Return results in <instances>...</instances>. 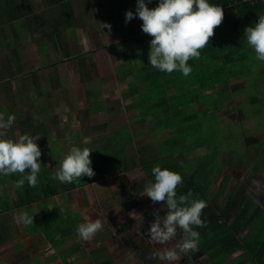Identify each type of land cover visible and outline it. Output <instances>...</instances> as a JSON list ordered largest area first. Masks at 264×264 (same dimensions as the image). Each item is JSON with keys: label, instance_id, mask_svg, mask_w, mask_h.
<instances>
[{"label": "rangeland", "instance_id": "rangeland-1", "mask_svg": "<svg viewBox=\"0 0 264 264\" xmlns=\"http://www.w3.org/2000/svg\"><path fill=\"white\" fill-rule=\"evenodd\" d=\"M125 1L126 0H113L111 4V16L117 18V21L114 18L112 19V24L121 26L122 31L124 32L116 35H107L106 37L109 38V40L107 41L108 46L107 48H104L106 50L97 51L96 53L98 54V56H94L93 52L81 51L78 53L76 51L75 53H77L78 55V60L68 59L67 57H61V59H58L59 52H57L56 50L49 51L50 48L45 49V46L43 49H41L42 46L40 41V49L36 51V53L39 57L48 55V52L55 55V62H53L55 63V66L54 68H52L53 75L55 76L53 77L59 78L60 76V79H57V82L60 81V86H62V88H59V85H57L56 82L54 86L53 84L48 85L46 82L47 85H45L44 88L43 86H41L40 89H44L43 92L50 90L47 95L49 99H39L35 94L38 93V90L36 92L28 91L25 86H22V83L19 82L18 79H15L11 83H6V85L9 87L8 89H10L11 92L8 96L6 95L0 97V114H3L5 121L7 120L9 115H14L15 122L12 125L11 129L4 131L3 135L0 136V138L16 139L19 135L23 134H29L33 137L39 136L40 139L37 140L36 143L40 146L42 151V155L39 158V162L42 164L41 168L43 167V164L52 165L54 164V162L61 164L64 157L74 146L80 147L81 149L88 148L91 151V167L93 168L95 175L92 177H81L74 180L72 183L76 184L77 186L84 185L93 177L99 176L100 172L104 170H107V176H110L111 178H115L117 176L118 182L121 180L127 181L131 178L130 176L132 175L134 185H140L142 191L140 192V189L137 190L140 192L139 198L142 200L136 201V203H140V207L135 211L140 214L141 210L142 215H144L145 217L144 220L149 221L150 224L155 219L154 211L159 210V215L161 216H164L167 211L166 205H163L162 203L153 204L150 198L144 196L145 185L149 182H154V177L151 175L153 173L152 169L156 166H167L166 168L172 171L176 168H179L182 173L187 171L186 174L190 175L191 173L197 172L200 169L198 158L203 161L202 164L207 163L211 169V174L208 173L206 175V177H212H209L210 186L207 191V196L210 199L218 195V199L221 203L224 204L225 202H227L236 186L238 184H244L246 185L248 197L252 200L256 207L254 213L255 216L257 210L264 211V61H259L256 58V55L254 56L255 59L253 58L251 64L252 69L250 72L252 73V75L248 77H241L240 79L231 78L230 80H228L230 86V92H228L230 93L229 99L227 101L224 100V102L222 103L219 102L218 104H216V107L212 103V100L214 101L215 99H217L216 96L227 94V92L221 91V88L217 91H208V87L204 85L206 81H204L203 85H200L199 83L201 80L197 79V73L200 71L198 67H195V71L191 68L192 71L188 76L184 75L185 79L190 78L192 79V82L196 81V84L197 82H199L197 84V88L191 90L190 92L193 95H197L198 92H201V90H203V93H205L203 99L207 100L205 103L196 101L195 103L189 105L188 113H190L189 116L193 124L192 126L195 128L200 127L203 121L206 123V125L209 123V125L207 126V131L208 128L213 127V136H215V138L211 140L209 138V141L205 142L207 144L198 141L191 143L187 142V144H192L194 152L183 156L180 144L182 143L181 141H183L184 138H187L186 131H189L192 128L185 124L184 126L180 125V128H178V130H175L176 127H173L172 129L167 128L166 130L164 129V124L151 123V121L153 120L152 114H149L148 116L145 115L147 116L145 123L148 125V130L155 140V142L152 143H155L156 148L154 147V145L153 147L155 148V150H157V153L155 152V155L150 158L151 163H155L151 164V166L149 167L141 168L133 165L134 163H132V161L131 163L129 162V165H131L132 167L130 168L126 165V167L128 168L126 172H128L130 176H126V172H121L124 170L117 169V162L119 160V157H121L122 160L125 155L129 157L130 149H132L133 144L136 145V142H139L141 140L142 134H146L144 135V137H146L147 132H139L136 127H126V125L123 127H121L120 125L115 126L114 124L116 122H113L110 128L111 130H107L106 132L105 130L103 131L102 129H100V127L98 128L99 123L98 125L97 123L93 124V121L97 118L103 119L104 124H109L112 122L111 118L114 119L119 117L117 116V114L120 115V112L115 111L112 115L108 116L107 111L109 108L113 107L109 104L107 105V102L112 101V103H114V101H117L118 99V97H116V99L114 100L107 99L108 96H111L110 98H112V90H114L116 86H114V89L111 88V91L103 89V83L101 84L97 80V77L99 73L101 74V76L99 75V77H104L106 74H109L108 76H110L114 73L118 76H124L126 75L125 72L133 69L132 62L137 64V70H139L143 66L145 67V61H149L150 51V45H148L147 42L152 40L151 37L144 32H140L139 36L135 35L134 30L136 29V31H138V29H142L141 25L143 23L138 16L127 23L126 18H124L125 20H118V18L121 17V11L119 9L122 8L126 10L124 6L129 7L128 10L130 9L133 13L136 12L137 0H131V3L129 5H126ZM155 1L156 2H154V0H151V3H148V7L150 9H152V7L154 6H158L159 0ZM90 8L91 6L87 2L85 5V10L87 13L91 12ZM29 9L30 11H38L37 8H35L34 3L30 4ZM223 10L224 12L227 11L226 8H223ZM21 21L26 25L25 27H21V31L19 32L21 39L23 38L24 40H31L27 37L29 35L31 38H33L32 34L30 33V31L32 30L30 29V27L32 26L29 25V20L23 19ZM15 23L19 26L22 25V23H20L19 21H16ZM16 27L18 26L16 25ZM67 32L68 33L66 35L71 36L72 34H75V29L69 28L67 29ZM239 37L241 39L243 38V36ZM226 38L231 41L236 40V38H230L229 36H226ZM126 39H128L127 42ZM139 39H142V42L144 43L141 44V46H139ZM215 39H217L216 35H214L210 43L213 44L215 42ZM116 42H125L124 44L126 46H123V44H120V46L118 44L114 45L116 44ZM217 42L218 41H216L215 43H220ZM132 43H138L137 47ZM216 44H214L215 48ZM24 46L26 45L24 44ZM111 46L112 50H110ZM115 46H117V50L114 49ZM13 47L16 49H18L19 47L20 49V47L22 46ZM125 47L127 48V50H122ZM253 52L255 54V51ZM125 55L126 58L128 57L127 60H129L127 64L124 62V59H126ZM45 60L47 61L46 58ZM92 60H94V62H96L97 64L96 71L98 74H96V71L91 68L88 63L92 62ZM139 60L141 61V67L139 66V62H137ZM193 60L195 61L196 59L193 58ZM123 62L125 63L124 66ZM43 63L44 66H40L37 71H35L33 68H28V70H26L25 72H29L31 75H33L40 74L41 71L44 70L46 71V62L43 61ZM9 68L12 69V74L13 71L16 70L15 72H17V70L19 69L17 67L11 68V66L6 67V69ZM24 68L25 67H22L21 69ZM151 68L156 69L152 66ZM118 70H121V73H118ZM147 72L148 70L146 71V73ZM175 73L176 72L173 71V74ZM177 73L183 75V73L180 71H177ZM135 76L136 79L140 77V75L138 74ZM135 76H125L124 79H126L127 77L135 78ZM119 84V91L122 92V84L120 81ZM194 84L195 83H191V86H194ZM2 89L3 88H1V90ZM13 92H15L16 95L13 94ZM165 92L168 96L174 94L167 90ZM126 94L130 98L132 92L128 90L124 93V95ZM211 95H213L214 99H212ZM31 96L33 99H30ZM152 98L153 97H151V99ZM45 101H48L49 103L48 108L45 107ZM137 101H139L137 97L133 98V102ZM157 101L159 102L158 97H154L153 101L151 102L152 104H156ZM120 102L122 103L121 100ZM176 103L177 101L174 102V110L178 111V109L176 108ZM211 103L213 105H210ZM152 104L150 103L148 105V101L146 100V98H143V101L141 102V105L148 111H150L149 107ZM160 105L161 104L159 103L155 106ZM129 110H132L133 112V108ZM203 112H206L207 115H205ZM193 114L194 116H192ZM87 117L88 120H86ZM174 122L177 126L179 125L177 119L174 120ZM91 124H93L92 129L94 131L89 129V126H91ZM185 126H188L189 128H184ZM108 134H110V138H108ZM180 135L181 138L177 140V136L180 137ZM131 139L133 140V142ZM116 155L119 156L116 157ZM100 160H103V166H101L99 162ZM122 160H119L120 163L122 162ZM159 161H161L162 163H160ZM163 163L165 165H163ZM137 164L139 165V163ZM146 164L144 166H146ZM27 171H30V169H27ZM201 171H203L202 168ZM207 171H204V173L201 172L204 174L201 177L202 181L206 179L205 174L207 173ZM11 175L16 176L17 173ZM11 175H7V177H0V204L1 202H4V198H9V193L14 192H23L21 195V199H26L24 200V202H28L27 198L36 199V193H40V190H43L45 188H41V183L44 181V179H47V177H49V174L45 172L44 169H40L37 177V186L35 188L30 187L27 181H25L24 187L27 189V191H25L23 187L18 188L13 185L15 184V182L11 178H9L11 177ZM20 178L21 176L18 179ZM227 178L228 180L223 187V182ZM247 182L248 184H246ZM47 187L50 190L53 189L51 188L52 186ZM42 193L43 192H41L40 194ZM43 195L44 194H42V196ZM43 198L45 199V197ZM144 200L145 202H143ZM55 206L56 204L51 203L50 209L51 211L55 212L56 222H59L60 220H63V217L61 216L63 215V213L60 215ZM17 210L18 209H16L15 211ZM23 212H25V209L18 210L19 215ZM68 215L69 213L66 212L64 218L68 219ZM71 219H73L74 222V216L71 217ZM139 222L140 221H135V226H133L131 222V225L128 227L135 236L130 235V233L128 232L125 238L128 240L127 246L131 244L130 246H134L135 252H137L139 256H141V259L142 256L147 259V257H145L146 254L148 255L147 249L149 245L147 244L151 241L147 234L150 225L149 227H144V229H147L145 231L142 230V225H138ZM248 227L249 225L247 224L245 227L246 230ZM104 230H107V227ZM104 230L101 231V235L103 234ZM62 231L64 235L63 239H66L65 234L67 232L64 226L62 228ZM106 234L107 233H104L103 235L106 236ZM182 234V230L178 229V235L176 239L179 240ZM244 235L245 233L242 236ZM92 242L93 240H91L90 243L88 242V245L92 246L91 249L94 248V244ZM107 246L108 248H110L112 246V243H107ZM127 246L124 248L126 249ZM151 246L153 248H156L157 251L160 249V247H163L155 242H153ZM199 246L200 245H198V249L196 251H190L187 254H182V259L179 261V264H209V259L204 258L203 255L205 254H203L204 252L200 249L201 246ZM127 249L129 251L131 250L130 247H128ZM151 252L152 251H150V253ZM134 255L136 257L135 253ZM238 260L239 259L234 261L233 259L232 261L234 262H231L230 258H225V260L216 263L214 262L213 264H236ZM143 262L139 260L138 262H136V264H144ZM165 262L166 264H168L167 261ZM243 264L247 263L243 262Z\"/></svg>", "mask_w": 264, "mask_h": 264}, {"label": "crops", "instance_id": "crops-1", "mask_svg": "<svg viewBox=\"0 0 264 264\" xmlns=\"http://www.w3.org/2000/svg\"><path fill=\"white\" fill-rule=\"evenodd\" d=\"M17 1L0 0V85L1 88H3L2 90L0 88V97L8 96L10 94L11 91L8 89L9 87L6 83H11L15 79H18V81L22 83V86H25L28 91L36 92L38 90V93L35 94L39 99H47V95L50 92V90L43 92L44 89H40L41 86H43V88L47 84H53L54 86L56 82V84L59 85V88H62V86H60V81L57 82V79H60V76L59 78L53 77L55 76L52 71V68L55 66V63H53L55 62V55L48 52V55L39 57L36 53V51L40 49V41L42 46L41 49L45 46V49L50 48L49 51L56 50L59 52L58 59H61V57H67L68 59L78 60V55L75 53L76 51L78 53L81 51L93 52L94 56H98L96 52L99 50H106L104 48H107L108 46L107 41L109 38L106 37L107 35H116L124 32L122 31L121 26L112 24L113 18L117 21V18L111 16V4L113 0ZM87 2L91 6V12L88 13L85 10ZM145 2L147 4L149 3L148 0H145ZM154 2L156 1L154 0ZM31 3H34L35 8L38 10L37 12L36 10L30 11L29 6ZM130 3L131 0L125 1L126 5H129ZM124 8H126V10L122 8L119 9L121 11V17H119L118 20H125L126 12L130 10H128L129 7L127 6H124ZM152 8H155V6ZM23 19H28L29 25L32 26L30 27V29H32L30 33L33 38L29 35L27 36L31 40H24L20 37L19 32L21 31V27L26 26L21 21ZM16 21H19L22 25L19 26L15 23ZM105 24L111 25V28L109 29L105 27ZM16 25L18 27H16ZM69 28H74L75 34L67 36V29ZM140 32H143L142 29H138V31L135 32V35L139 36ZM151 39H153V37H151ZM127 41L128 39H126V42ZM139 41L141 42H139V46L144 44L142 39H139ZM150 41L147 42L148 45H150ZM124 43L125 42H116L114 45L118 44L120 46V44H123V46H126ZM24 44L26 46H24ZM132 44L136 45V47L138 45V43ZM13 46L22 47L16 49ZM114 49L117 50V46H115ZM110 50H112V46L110 47ZM122 50L126 51L127 48L125 47ZM127 58L124 59L126 64L129 62ZM43 61L46 62V71L44 70L41 71L40 74L33 75L29 72H25L28 68H33L37 71L40 66H44ZM124 62L123 66L125 64ZM137 62H139V66L141 67V61L139 60ZM88 63L90 67L96 71V62L92 60V62ZM149 64V61H145V67L143 66L137 70V64L132 62L133 69L125 72L126 75L124 76H118L114 73L110 76H108L109 74H106L104 76L106 78H104L99 77L101 74H98L96 71V74H98L97 80L101 84L103 83V89L111 91L114 89V86H116V88L112 90L114 93H112V98H110L111 96H108L107 98L114 100L118 97L117 101H114L115 104L112 103V101L107 102V105L109 104L110 106H113L107 110L108 116L112 115L115 111L120 112V115L117 114L119 117L114 119L111 118L112 122L109 124H104L103 119L101 118L94 120L93 124L97 123L98 125L99 123L98 128L100 127V129L103 131L105 130L106 132L107 130H111L110 128L113 122H116L114 124L115 126L120 125L123 127L126 125V127H136L139 132H147L146 137H144L146 134H142L141 140L136 142V145L133 144L132 149H130L131 154L129 153V157L125 155L123 160L119 157V160H122V162L120 163L118 160L117 169L124 170L121 172H126L128 170L127 167H132L129 165V162L131 163V161L134 163L133 165L141 168L149 167L151 164L155 163H151L150 160V158L155 155L154 153H157V150H155V143H152L155 142V140L148 130V125L145 123L147 116L149 114L153 115V120L151 121L152 124H166L165 120H162L163 118L161 117L163 114L162 110H164L161 105H153L154 107L150 105V111L146 110L141 105L143 98H146L148 105L150 103L152 104L151 101L154 98L151 99L150 97L149 101V87L146 82L147 78H144V73ZM7 66H11V68H19L17 70L18 73L15 72V70L12 74V69H6ZM22 67L25 68L21 69ZM118 73H121V70H118ZM137 74L140 75V77L136 79L135 75ZM129 75L135 76V78L127 77L124 79L125 76ZM119 81L122 84V92L119 91ZM128 90L132 92L130 98L127 94L124 95ZM13 94H15V92H13ZM135 97H137L139 101L133 102V98ZM30 99H33L32 96ZM45 107H49L48 101H45ZM132 108L133 112L132 110H129ZM156 114L160 117L158 118ZM86 120H88V117ZM93 124H91V126L88 125L90 130H93ZM108 135V138H110V134ZM118 156L119 155H116V157ZM99 162L101 166H103V160H100ZM159 162L162 163L161 161ZM137 163H139V165ZM145 164L146 166H144ZM59 167L60 163L58 164L57 162H54L52 165L43 164L41 169H44L50 177H47V179H44L41 183V188L45 187L43 190H40V193L43 192V196L37 192L36 199L27 198L28 202L25 203L23 202L26 199H21L23 192L9 193V200L3 197L4 202H1L0 204V264H136L139 260L142 262L144 261V264L147 262V264H166L165 261H161L154 255L158 251L151 246L153 241H150L147 244L149 245L147 249L148 255L146 254L145 256L147 259L143 256L141 259V256L135 252L134 246H130L131 244L127 246L128 240L125 238V236H127L126 234L129 232L130 235L135 236L128 228L131 225V222L133 226H135V221H140L138 225H142V230L145 231L147 229H144V227H149L150 225L149 221L144 220V215L142 221L139 219H132L128 215V213L140 207V203H136V201L142 200L139 198V193L142 192L141 186L134 185L132 175L130 176L129 173L126 172V176H130L131 178L127 181L121 180L118 182L117 176L111 178L110 176H107V170H104L101 171L99 176H95L88 180L86 184L77 186L73 183H61L58 180L51 179L52 174ZM164 168L166 167L161 166V169ZM20 176L21 174L17 173L16 176L11 175V177H9L15 182L13 185L16 186V180ZM0 177L7 176L0 175ZM52 185L56 186V192L54 194H52L51 190L47 187ZM23 188L27 191L24 186ZM138 189H140V192L137 191ZM43 197H45V199ZM143 202H145V200ZM51 203L56 204L55 208L59 211L60 215L63 213V215H61L63 220L56 222L55 212L50 209ZM16 209H25V212L30 217H33L34 222L30 225L17 224L16 218L19 214L18 210L15 211ZM66 212L69 213L67 216L68 219L64 218ZM140 214H142L141 210ZM73 216L74 222L73 219H71ZM95 219H100L102 224L104 223L102 230L107 227V230L103 231V234L107 233L106 236L103 234L101 235L100 233L102 230H100L91 239L84 240L80 238L77 234L78 226ZM63 226L67 232L65 234L66 239H63ZM91 240H93L92 243L94 244L93 249H91L92 246L88 245V242L90 243ZM107 243H112V246L108 248ZM125 245L127 248L130 247L131 250L129 251L127 248L125 249ZM150 251L152 252L150 253ZM133 252L136 254V257ZM203 256L204 258H207L206 255ZM230 259L231 262L239 259L236 264H243V262L248 264L242 252L235 253ZM233 259L234 261H232ZM208 263L212 264L210 261Z\"/></svg>", "mask_w": 264, "mask_h": 264}, {"label": "clouds", "instance_id": "clouds-1", "mask_svg": "<svg viewBox=\"0 0 264 264\" xmlns=\"http://www.w3.org/2000/svg\"><path fill=\"white\" fill-rule=\"evenodd\" d=\"M148 2L151 3V0ZM136 16L143 21L142 31L153 37L150 41V65L161 72L180 71L185 76L192 71L189 60L199 59L201 50L208 45L215 35V29L221 26L225 18L223 8L210 4L208 0H159L158 6L152 9L145 0H137L136 12H126V23ZM105 27L110 29L111 25L105 24ZM244 39L255 51L256 58L264 61V14L259 15L254 26L246 27ZM14 122V115H9L5 121L3 114H0V136L5 130L11 129ZM39 139V136L29 134L19 135L16 139L0 138V175L21 174V178L16 181L18 188H22L25 181L30 187L37 186L42 165L39 162L42 151L36 143ZM90 156L88 148L72 147L51 179L72 183L84 176H94ZM152 172L155 180L145 185L144 196L150 198L153 204L166 205L167 211L164 216L159 215V210L154 211L155 219L147 234L151 241L163 246L154 254L158 259L168 264H179L182 254L198 249L200 234L193 226H206L201 216L207 204L203 199H190L193 197L191 191L177 195V188L183 183L179 173L159 166L154 167ZM128 215L141 221L143 218L135 210ZM16 222L30 225L34 220L23 212ZM102 228L101 220L95 219L80 224L77 234L88 240ZM178 229L183 233L179 240L176 239Z\"/></svg>", "mask_w": 264, "mask_h": 264}, {"label": "trees", "instance_id": "trees-1", "mask_svg": "<svg viewBox=\"0 0 264 264\" xmlns=\"http://www.w3.org/2000/svg\"><path fill=\"white\" fill-rule=\"evenodd\" d=\"M208 2L219 5L227 10L224 12L225 18L221 26L215 29V35L218 39H215V42L218 41L217 43H220L216 44L214 42L211 44V40L201 50L199 59L195 61L190 59L188 63L189 66L192 65L191 68L194 71L195 67H198L200 70L197 73V79L201 81L200 83L197 82V84L203 85L204 81H206L204 85L208 87V91H217L221 88V91L227 92V94L216 96L217 99L214 101L212 100V103L216 107V104L219 102L222 103L224 100L227 101L229 99L230 93L228 92H230V86L228 80L252 75L250 72L252 69L251 64L256 54H254V50L244 39V32L246 27L255 25L260 14H264V0H208ZM135 32L136 30H134ZM226 36L236 38V40H228ZM239 36H243V38L241 39ZM214 44H216V48ZM147 70L148 72L146 73ZM146 71L144 78H147L146 82L149 87V101L150 96H156L159 100L156 104L160 103L161 107L164 108L161 116L166 122L164 129L176 127L175 130H178L180 125L184 126L185 124L192 128L186 131L187 138H184L180 144L183 156L194 152L193 146L190 144L191 142L198 141L207 144L205 142L209 141V138L210 140L215 138L213 136V127L208 128L207 131L209 123L206 125L203 121L200 127L195 128L192 126L190 113H188L189 105L196 101L204 103L207 101L203 99L205 95L203 90L198 92L197 95H193L190 92L197 88L196 81L192 82L190 78L185 79L184 75L177 73V71L173 74V72L166 73L161 72L159 69H152L150 64L147 65ZM191 83H195L194 86H191ZM166 90L174 94L168 96L165 92ZM211 97L214 99L213 95ZM175 101H177L176 108L178 111L174 110ZM212 103L210 105H213ZM156 104L153 103L152 105ZM203 113L207 115L206 112ZM156 116L160 117L157 114ZM176 119L179 122L178 126L174 122ZM188 126L184 128H189ZM179 138H181V135L180 137L177 136V140ZM187 142L190 143L187 144ZM198 162L200 163L199 171L190 175L186 174L187 171L182 173L176 167L173 171L179 173L183 178V183L177 188L178 196L191 191L193 197L190 199H203L207 204L201 216L206 226H193V229L200 234L198 241V245L201 246L200 249L212 264L225 260V258H230L238 252L244 254V258L248 264H264V212L257 210L255 216L256 207L248 197L246 185L244 184H238L224 204L220 202L218 195L210 199L207 196V191L210 186L209 180L212 177L209 176V178L206 175L208 173L211 174V169L207 163L202 164L203 161L199 158ZM201 168L203 171H201ZM204 171H207L205 174L206 179L202 181L201 177L204 175ZM151 175L154 177L153 173ZM227 180L228 178L223 182V187ZM53 185L51 187L53 188L51 190L52 194L56 192V186ZM246 224L249 225L247 230L245 229ZM244 233L245 235L242 236Z\"/></svg>", "mask_w": 264, "mask_h": 264}]
</instances>
